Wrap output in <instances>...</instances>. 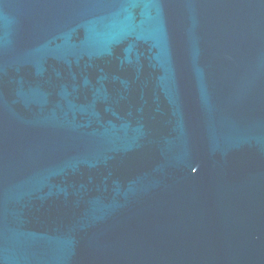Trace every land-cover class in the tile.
Wrapping results in <instances>:
<instances>
[{"label":"water","instance_id":"water-1","mask_svg":"<svg viewBox=\"0 0 264 264\" xmlns=\"http://www.w3.org/2000/svg\"><path fill=\"white\" fill-rule=\"evenodd\" d=\"M0 264H264V0H0Z\"/></svg>","mask_w":264,"mask_h":264}]
</instances>
